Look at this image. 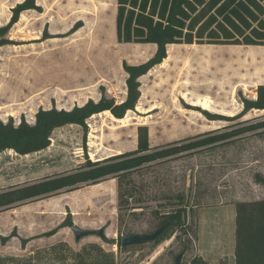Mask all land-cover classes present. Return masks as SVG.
Masks as SVG:
<instances>
[{"label":"rangeland","instance_id":"obj_1","mask_svg":"<svg viewBox=\"0 0 264 264\" xmlns=\"http://www.w3.org/2000/svg\"><path fill=\"white\" fill-rule=\"evenodd\" d=\"M23 1L0 0V26L10 22L13 8ZM36 4L40 10L23 12L11 28V42L0 47V120L13 118L19 123L25 118L34 123L40 108L71 109L89 99L98 101L103 91L121 103L127 95L123 63L147 61L156 45L118 41L117 0H36ZM257 47L261 46L169 45L164 64L140 78V99L125 122L110 114L94 115L87 128L72 124L55 130L43 151L29 155L5 151L0 155V190L74 169L86 156L101 160L132 151L140 125L148 127L150 145L155 147L263 119L264 110L258 109L231 121L206 115L207 111L233 117L243 109L241 97L257 98L264 75L255 76L244 65V55ZM184 93H190L188 99ZM204 96L214 101L210 111L192 105ZM256 173L264 175V132L133 173L128 181L134 194L121 207L118 180L111 178L0 211V235L16 230L17 235L30 237L71 216L83 229L103 230L107 240L97 233L76 240L70 227L43 239H67L76 248L97 242L116 253L118 264H175L185 243L189 249L181 264H189L195 255L209 264H235L236 203L264 198ZM181 196L189 205L188 232L179 230L159 245L147 242L124 250L109 241L153 232L160 219L157 214L170 210ZM0 249L19 250V237Z\"/></svg>","mask_w":264,"mask_h":264},{"label":"trees","instance_id":"obj_2","mask_svg":"<svg viewBox=\"0 0 264 264\" xmlns=\"http://www.w3.org/2000/svg\"><path fill=\"white\" fill-rule=\"evenodd\" d=\"M116 35L120 43L155 44L152 57L140 64L123 63L127 73V95L121 103L102 92L96 101L89 99L71 109L40 108L34 123L22 118L15 123L0 120V155L13 150L19 155H29L47 149L52 134L58 128L77 124L87 128V120L95 114L110 111L116 118H124L135 110L141 96L140 78L161 64L168 56L171 44L208 45H261L264 46V0H117ZM40 7L36 0H24L13 8L12 18L0 26V47L10 43L9 33L21 14ZM242 111L226 117L206 111L210 120H235L249 111L264 110V84L257 87V98L241 97ZM264 132V118L249 120L235 125L205 131L184 139L152 147L146 125L138 127L137 148L101 160L86 156L78 167L23 184L0 190V211L8 210L26 202L50 197L61 192L79 189L87 185L100 184L117 178L119 207L133 196L134 188L128 178L135 172L148 169L177 158L208 150L209 148L235 142L241 136ZM255 182L264 186V175L256 173ZM189 205L180 197L170 210L158 213L160 218L155 230L166 226L160 236L152 241L154 245L170 239L177 231L188 232L187 211ZM235 264H264V198L238 201L235 206ZM72 217H67L53 229L32 237H21L14 230L10 235H0V242L6 245L13 237H19L21 246L40 237L55 235L61 228L72 227ZM151 232V233H153ZM150 234V233H145ZM107 240L105 236L102 237ZM120 240H109L120 250L129 248ZM189 249L183 245L182 253ZM0 264H118L113 250H106L97 242L74 247L67 240L34 248L25 254L0 253ZM189 264H209L200 255H195Z\"/></svg>","mask_w":264,"mask_h":264},{"label":"bare ground","instance_id":"obj_3","mask_svg":"<svg viewBox=\"0 0 264 264\" xmlns=\"http://www.w3.org/2000/svg\"><path fill=\"white\" fill-rule=\"evenodd\" d=\"M191 45L194 46V44H191ZM244 56H246L244 65H245V67H247V71L249 70L255 76H259L261 74L264 75V46L257 47L255 49H251ZM244 56L242 55L243 58H244ZM163 63L160 66H162ZM189 94L190 93H184L183 94V98L184 99H188ZM213 104H214V101L209 96H204L203 98L199 97V98L193 100V102H192L193 106L201 107L202 109L209 110V111L211 110ZM101 114H110V115H112V117L116 121H119V122H123V121L125 122V120H126V117L121 118V119L116 118L110 111H103V112H101L99 114H95V115H101ZM97 185H99V184H96V186Z\"/></svg>","mask_w":264,"mask_h":264},{"label":"water","instance_id":"obj_4","mask_svg":"<svg viewBox=\"0 0 264 264\" xmlns=\"http://www.w3.org/2000/svg\"><path fill=\"white\" fill-rule=\"evenodd\" d=\"M166 226H162L161 228L157 229L155 232L150 234H128L123 236L122 243L124 246H132V245H139L147 242H152L156 240L160 234L165 230ZM71 230L75 234L76 240H80L86 236L92 235V234H99L101 237L105 236L103 230L99 231H93L89 229H83L79 227L78 225H73L71 227ZM184 253H179L176 256L175 264H181V260Z\"/></svg>","mask_w":264,"mask_h":264},{"label":"crops","instance_id":"obj_5","mask_svg":"<svg viewBox=\"0 0 264 264\" xmlns=\"http://www.w3.org/2000/svg\"><path fill=\"white\" fill-rule=\"evenodd\" d=\"M172 45H178V44H171ZM167 59V58H166ZM165 61V60H164ZM163 61V62H164ZM162 62V63H163ZM161 63V64H162ZM159 64V65H161ZM164 64V63H163ZM45 232V231H43ZM41 232V233H43ZM39 233V234H41ZM58 233V232H57ZM56 233V234H57ZM55 234V235H56ZM38 235V234H37ZM35 236V235H33ZM54 236V235H53ZM22 237V236H21ZM32 237V236H30ZM49 237H52V236H49ZM43 238H47V237H40V238H36L34 240H31L30 242L27 243V245L25 246V248H23L21 246V243H20V249L19 250H16V251H10V250H1L0 249V253H14V254H25V253H28V252H31L34 248H41V247H46V246H49L51 244H53L54 242L58 241V240H67V239H63V238H60V239H51V238H48V239H43ZM43 239V240H42ZM68 241V240H67ZM10 242V241H9ZM8 242V243H9ZM69 242V241H68ZM8 243L6 245H8ZM70 243V242H69ZM71 244V243H70ZM0 245L2 247H5L6 245H2L1 242H0ZM0 246V248H1Z\"/></svg>","mask_w":264,"mask_h":264}]
</instances>
